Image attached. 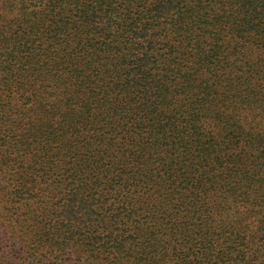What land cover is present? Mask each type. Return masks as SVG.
<instances>
[{"label":"trees","instance_id":"1","mask_svg":"<svg viewBox=\"0 0 264 264\" xmlns=\"http://www.w3.org/2000/svg\"><path fill=\"white\" fill-rule=\"evenodd\" d=\"M0 264H264V0H0Z\"/></svg>","mask_w":264,"mask_h":264}]
</instances>
